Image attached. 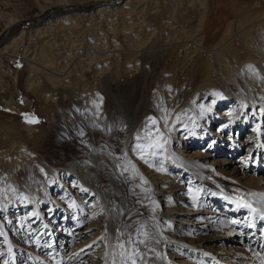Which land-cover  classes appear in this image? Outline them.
Segmentation results:
<instances>
[{
  "label": "rangeland",
  "instance_id": "374dc122",
  "mask_svg": "<svg viewBox=\"0 0 264 264\" xmlns=\"http://www.w3.org/2000/svg\"><path fill=\"white\" fill-rule=\"evenodd\" d=\"M94 1L74 0L73 5L70 7H80V3L93 4ZM174 1L162 0L159 10H153L151 7L152 2L149 1L144 14L147 24H140L138 19L136 24L139 23V26L135 25V28H129L126 31L125 28L123 29V14L114 13L113 15L116 14L115 16L112 15L113 17H110V15L108 17L109 21L115 24H112L111 28L105 21H100L102 22L101 29L107 35L101 42H105L102 44H107V46L97 51L95 63L85 67L83 72L80 69L75 70L74 67L78 64V54H83L84 51L86 53L89 43L95 42L94 34L87 33L86 30H82L80 33L77 32L76 35L69 31L66 34L56 31V37L47 40L54 42L52 54L56 60L52 55L50 57L54 58L56 62L55 67L52 69L63 78V84L55 87L40 72L42 81L38 84L39 88L37 91H29L30 89H27L26 81L31 71L28 61L23 58V52L29 45V34L37 26L21 21L8 30L7 35L9 37H14L24 31L25 40L19 49V57L11 58L8 55H4L2 58L3 68L0 69V77H2L4 90L0 89V150L11 149L14 143H20L31 154V161L24 162L19 166L11 164L10 161H5L2 163L3 165L0 164V174L6 175L0 178V204L2 205V208L0 205V221L1 219L3 220L6 230L10 234V239L14 241V244L10 242L11 246L14 247L17 253L14 259L11 258L8 240L4 235H0V264H5V262L7 264H104L103 258L105 253H107V248L111 252V259L107 264H112L113 250L111 247H106L105 239L101 240L100 238L108 236L110 243H115L116 230L120 227L117 223L115 224V218L118 217V206L116 205H119L123 195L119 196L115 191L116 194L109 195L104 204L96 192H90V188L84 191V188H81L80 184L77 183L72 187V190L69 186H65L64 180L68 178L53 177L54 172L72 170L70 166L77 157H89L86 149L87 145L85 146L84 140H82V138L87 137V141L94 142L90 136L89 128L82 125L83 127L80 130L72 132V129L74 128L73 124L75 125L77 120L82 119L84 116L86 112V110L84 111L85 106L89 107L95 116L98 115L96 104L90 98L92 95L89 94L90 92L93 94L98 93L104 99L103 108L106 114L101 117L100 121L106 124L107 119H111L112 124L109 123L111 126H109L107 132L109 131L110 143L118 151L123 150L125 146L124 140L128 133L127 126L123 124L127 123L125 121L126 116L134 121L143 116L141 118L142 122L146 121L147 118L154 117L157 121L156 127L161 129L164 138L169 142L167 149H165L168 158L165 159L164 165L179 178L178 182L175 181L178 184L174 182L172 188H165L162 191L159 188L154 190V192L156 191L155 195L159 197L157 199L160 205L158 211L163 212L166 210L165 198H169V201L176 204L171 208L172 210H180L186 207L181 199L187 198L193 202L192 196L196 195L197 201L193 202L195 209L193 207L190 209L193 211L190 212V216L194 212L200 211L202 213L197 215L205 218L204 223L198 224V226L171 220H160L158 230L169 245L166 249L167 252L159 253L160 256H157L156 253L158 252L155 249L152 252L149 250L151 244L147 248L142 246L143 255L140 264L144 263L143 256L146 253L155 258V264H161V258H164V263L166 264L258 263L255 261L257 257H254V253L260 252V254H263L264 248L258 245L255 250L253 246L255 241L252 234H248L252 238L247 236V239L241 240L239 237L241 234L236 232L239 228L232 223H230L229 229L225 226L226 228L221 227L222 230L215 231V233L221 234L234 229V234L223 236L218 246H222L225 253L222 251L223 256L215 257L212 262L208 252V255H205L206 252L201 255L194 250L184 251L183 246L171 240V235L180 231L182 234H188V238L192 240L193 235H212L209 230H203L209 229L207 225L210 223L209 221H212L209 215L207 216L203 212H206L209 207L207 199L210 192L214 193L219 189H225L230 192L246 189L245 187H249L246 179L248 176L259 180L262 179L261 186L264 187V97L257 95L255 91L254 100L256 105L253 107L252 102L247 100L245 94L242 95L244 103L241 104V100L230 93V89L214 83L205 85L202 82L204 79L202 65L209 56L215 63L216 70L214 72L221 73L222 67L219 63L218 47L226 36L230 25L235 31V47L238 49V55L243 59V64L257 63L261 57L258 49L243 42L238 37L237 31L242 15L264 10V0H208V20L202 33L204 35V45L202 48L200 47L198 54L188 61L187 66L185 63L191 58L189 53L196 40L194 38L187 40L186 37L187 33H192L193 25L196 21L197 8L192 6L188 0H184V4L176 8ZM50 3L51 1L49 0H0V28L4 23L1 19L9 18L10 16L32 18L33 15H38L41 12L42 6H48ZM38 6L41 7L39 8ZM91 11L93 10L78 9L65 13H56L54 16L62 17L70 13H89ZM46 14L47 10L40 13L41 17L37 18L45 17ZM127 18V20L133 19L132 22H134L137 17L127 16ZM99 31L98 29L96 32ZM149 32H152V35L146 38ZM136 37L139 39L146 38L144 45L140 47L134 46L136 45ZM34 39L37 42V46L33 47L30 53L39 52L46 38L39 37ZM68 51H71L74 57L67 58ZM35 56V65L41 69L47 68L45 60L38 58V55ZM104 64L109 71L105 70L106 73L97 74L96 68L101 67V69H104ZM209 87H212L213 91L222 90V94L229 93L231 95H228V98L226 97L225 105L213 108L209 114L210 117L212 116L215 119L212 123H210L211 121H206L209 118L206 115L201 117V123L198 120L187 121L190 128L194 127L196 129V134L204 135L207 139L203 141L205 143H193L186 146L187 152L183 153V155L189 157V151L191 152L193 148L204 145L203 151L209 154L205 161L206 165H209L214 160L220 161L226 157L235 161V165L232 164L226 166V168L220 167L216 162L214 166L208 167L211 171L210 179L212 184L216 186L215 188L210 187L206 183L201 184L190 175L181 176L179 171L181 168H169L170 163H167L170 160L169 151L172 150L174 151L173 154L177 155V149L184 146V143L180 141L181 134L177 133L176 136H173L171 132L178 121L177 118L185 117V113L195 110V107L202 104L203 101H210ZM237 90L241 91L238 88ZM172 92L174 95H172ZM11 100L19 106V111L6 105V102ZM222 100V98L219 99L220 102ZM227 110H229L230 115H227ZM235 112L243 113H241L239 119L245 122L244 130L237 131L232 128L231 132H227L224 129H220V123L226 117H232ZM260 115L261 120L259 119ZM247 116L250 119H247ZM92 117L94 116L92 115ZM165 121L167 122V127H165ZM66 123L73 127L68 130L67 126L63 127ZM149 123H151L150 120ZM256 126L258 131L254 130ZM27 127H30V129ZM55 129L59 130V134H62V139L59 140L54 137L53 131ZM210 130L214 131V133H210ZM261 132L262 135L260 136ZM75 133L78 134L76 135ZM95 135H97L95 139L100 138L99 134ZM223 137L225 139L234 138L236 141L234 145L239 150L235 153H230V150H232L230 146L233 143L228 144L227 148L228 150L230 149L229 151L226 150L228 153L222 152V150L215 151L214 147L212 149L209 148L211 147L210 141H223ZM64 142L66 144L62 145ZM135 154L134 152L131 155L132 158ZM233 166H236L238 170L237 179L230 175ZM241 168L243 171H239ZM141 169L144 170V176L142 175V177L145 180L149 179L150 174H148L147 169L145 170L143 166ZM20 170L23 173L19 175L17 172ZM126 175H131V172ZM116 177L118 178V176ZM49 179H51L53 184L48 181ZM132 181L131 194L137 197L141 188L138 185L141 182L138 176ZM12 185L11 189H5ZM175 185H180L185 191L179 192ZM44 186H48L51 189L46 195ZM25 187H30L31 191L37 194V199H40L38 208L31 200L23 203L26 205L25 208H21L22 205H14ZM206 188L208 191H206ZM189 189L192 191L189 192ZM197 189H200V191L197 192ZM262 189L264 191V188ZM57 190L60 193L57 194ZM68 190L69 193H66ZM162 192L163 194H161ZM51 194L54 196L51 197ZM43 196L46 197L42 198ZM63 196L65 199L62 198ZM221 198L224 197L221 196ZM232 198L239 199L234 196ZM127 199L128 201L131 200L130 197H127ZM68 200H71V204H74L71 208L68 205L66 207L65 203H63ZM109 200L111 201L109 202ZM51 203L56 205L58 213L55 211L53 215L50 214L49 207ZM79 203H81V207L76 206ZM212 204L215 205L213 202ZM16 206L18 208H15ZM65 208L66 210H64ZM224 208L226 209L227 207L222 204L218 214L222 215L223 212L227 214ZM225 217L224 215L221 218L225 219ZM244 217L247 222L248 219H251L249 213H246ZM67 219H69V222ZM65 224H68L69 233L64 230ZM262 227H264V223ZM243 231L246 233V230ZM259 237H263L264 241L262 233ZM94 241H96L95 244H93ZM174 244L180 246V248H171L170 246ZM89 245L91 247H88ZM236 246L247 251L245 257H240L237 261H234V257L231 254L236 251ZM82 249L83 251H81ZM185 249H189V247ZM76 254H79V256L77 257ZM158 257H160V260L157 259Z\"/></svg>",
  "mask_w": 264,
  "mask_h": 264
},
{
  "label": "bare ground",
  "instance_id": "6f19581e",
  "mask_svg": "<svg viewBox=\"0 0 264 264\" xmlns=\"http://www.w3.org/2000/svg\"><path fill=\"white\" fill-rule=\"evenodd\" d=\"M46 1H48V0H46ZM49 1H51L50 5L45 6V7L40 6L42 8L40 13L47 10V14L45 17L37 18V17H41V15H39L40 14L39 13L38 15H33L32 18H19V17L10 16L9 18L7 17L5 19H1V21L3 20L2 22H4V23L0 28V69L3 68V61H2L3 59L2 58L4 55H8L11 58L19 57V49L25 40V32L24 31L22 33L16 35V36H14V37L13 36L9 37V35H7L8 30L13 28L15 26V24H17L21 21H25V22H28V24H30V25L34 24L35 26H37L29 34V38H30L29 39V45H28V47H26V49L23 52V58L28 61L29 66H30V71H31V74L29 75V77L27 78V81H26L27 82V89L28 90L30 89L29 91H31V90L37 91L38 90V88H39L38 84L42 81V78L40 76V72H42L41 74H44L45 78L48 81H50L55 87H57L60 84H63V78H61L59 75H57L52 69L53 67H55V62H56L55 61L56 58L52 54L53 53L52 48H53L54 42H52V40H47V39L52 38V37L55 38L56 37V34H55L56 31H61L64 34H66V32L69 31L70 33H74L76 35L77 32L80 33V31L86 30L87 33H93L94 34L95 42L89 43L90 45H89V48L86 49V53L84 51L83 54H80V55L78 54V56H79L78 64H76L74 67L75 70L80 69L83 72L85 67H88V66L92 65L93 63H95V61L97 60V55H96L97 51L100 49H104L107 46V44L106 45L102 44L105 42H101V40H103L107 35L105 34V31L103 29H101L102 22H100V21H102V20L105 21L108 24V26L111 28V26L114 22L111 23V21H109L108 17L110 15H111L110 17L115 16L116 14L113 15L114 13H117V14L120 13V14H123V25H124L123 29L125 28V31L129 28L133 29V28H135V25H138L139 23L143 24V25L147 24L145 17H144V14H145L146 9L148 7L147 4L149 1L152 2L151 7L153 10H159L161 2H162V0H123L121 3H119L120 5L119 4L113 5V4L109 3L110 1L95 0L93 2V4L92 3L91 4L80 3L79 4L80 7L73 6L71 8L70 6L73 5L74 0H55V1L49 0ZM79 1H82V0H79ZM188 1L192 6L197 8L196 9L197 10V16H196V21L193 25L192 33L191 34H190V32L187 33V37H186L187 40L189 38H194L196 40L193 44L191 52L189 53L191 58H189L185 63L186 66L188 64V61L190 59L194 58V56L198 54L200 47L202 48V46L204 45V35L202 33H203V30H204L205 25H206L207 20H208V10H209V4H208L209 1L208 0H188ZM105 2H108V3H105ZM174 2H175L174 4H176V8H179L180 6H182L184 4V0H175ZM100 3L102 5H100L99 7H96L94 9L88 8L89 6L100 4ZM176 8H175V10H176ZM78 9H80V10H93V11H91L89 13H76V14L70 13V14L64 15L62 17H55L54 16V15H56V13H65V12H68L71 10H78ZM39 11H40V9H39ZM50 12L52 13V17L47 18L48 13H50ZM127 16L137 17L136 21L134 20V22H132L133 19L127 20L128 19ZM19 19H21V20H19ZM138 19H139V23L136 24ZM174 20H175V18H174ZM113 25H115V24H113ZM98 29L100 31L96 32ZM114 32H115V29H114ZM137 34H138V32H137ZM237 34H238V37L241 38V40L243 42H246L249 46H251V47L254 46L255 49H258L259 54L261 55L260 59H258L257 63L250 62V63L243 64V59L238 55V52H237L238 49L235 47V42H234V38L236 36L235 31H234L232 25H230L228 30H227L226 36L223 38V40L221 41V43L219 44V47H218L219 48L218 58H219L220 66L222 67L221 73L214 72V70H216L215 69V63L213 62V59L211 58V56H209L208 59H206L205 63L202 65V69L204 71L203 72L204 79L202 82L205 85H209V83H214V84L222 86L223 88L230 89V93L234 94L239 100H241V104L244 103L242 95L245 94L247 100L251 101L253 104V107H255L256 101L254 100V97H255L254 92L256 91L257 95H261L262 97H264V10L257 12V13H253V14L252 13H246V14L242 15V18L239 21V27H238ZM150 35H152V32H149V35L146 38H149ZM39 37L46 38L45 43H43V46L41 47L39 52H37V53L35 52L36 54L34 52L30 53L32 48L37 46V42L34 38H39ZM146 38L139 39L138 37H136L135 38V44L136 45H134V46L140 47V46L144 45V40ZM3 42H5V43L2 44ZM68 53H67L68 54L67 58L74 57V54L71 51L70 52L68 51ZM35 55H38L39 56L38 58H41V60L42 59L45 60V62L47 64V68L45 67V69H41L40 67H37L35 65V63H34V60H36ZM50 55H52L55 58V60H54V58L50 57ZM75 60L77 61L76 58H75ZM41 67H43V66L41 65ZM106 68H107L106 65H105L104 69H101V67H97L95 71L97 74H102L105 72V70H108ZM81 77H83V76H81ZM237 88L239 90H241L242 92L238 91ZM0 89L4 90L2 77H0ZM208 90H210V95H209L210 101H208V102H206V100L203 101L202 104L197 105L195 107V110L190 111V113H185V117L181 116V117L177 118L178 121L174 125L173 130L171 132H172L173 136H176L177 133L181 134L180 141L184 143L183 144L184 146L177 149L178 150V151H176L178 153L177 155L173 154L174 151H172V150L169 151L170 160L168 159L169 161H167V163H170L169 168L170 167L171 168H181V170H179L181 173L180 174L181 176L182 175L183 176L190 175L194 179H196L198 182H200L201 184L206 183L210 187L215 188L216 186H214L212 184V180L210 179L211 171L209 170L210 168H208V167L214 166V164L216 162L217 164H219L220 167L226 168V166H229L232 164L235 165V163H234L235 161H232L229 159V157H226L220 161L214 160L209 165H206L205 161H206V158H208L209 154H207L203 151V148H205L204 145H202L201 147L193 148V151H191V152L189 151V157H186V155L185 156L183 155V153L185 154L187 152L186 146L193 144V143L194 144H200V142L206 141V139H207L204 135L196 134V132H195L196 129L194 127L190 128L187 124V121L188 120H194V121L198 120L201 123V117L206 115V117H209L206 119V121L207 122L211 121L210 123H212L215 119L212 116L210 117L209 114L212 112L213 108L225 105V103H226L225 99L228 98V95H231L229 93L222 94V92H221L222 90L213 91L212 87H209ZM89 94L90 95L92 94L90 98L96 104L95 106H96L98 115L95 116L94 113L90 110V108L85 106L84 111L86 110V112L84 113V116L82 117V119L79 118L80 120H77L75 125L73 124L74 128L72 129V132H75L76 130H80L83 126L89 128V132L91 133L90 136L94 142L91 143L90 140L87 141L86 140L87 137L86 138L84 137V139L82 137H80V138H82V140H84L85 146L87 145L86 149H87V152L89 154V157H86V156L77 157L75 160H73L72 165L70 166L72 168V170H70V171L62 170L60 172H54L53 177L57 176L61 179L62 178L67 179L68 178L67 180H64L65 181L64 183H65V186H69V188H71V189L77 183L80 184L81 188H84L86 190L90 188V192H96L97 195L100 197V200H102L104 204H105L107 197L109 195L112 196L113 194H116L115 191L117 192V195H119V196L123 195L122 196L123 198L121 199V202L119 203V205H116V206H118L117 207L118 212L116 211L118 217L115 218V224L117 223V225L120 226L119 229H121V230H124V228L127 224L132 223L136 220H146L147 219V213L150 211V208L152 206L151 202L155 203V206L157 209L156 210V216H157L158 221H160V220L161 221L171 220V221L180 222L182 224H191V225H195V226H198V224H203L204 220H205L204 216L197 215V214H201L202 212H200V211H198L197 213L194 212L193 215L190 216V214H191L190 212H193L190 210L193 207V202L187 198L181 199V201H183V204H185L186 207H184V208L182 207L183 209H180V210H178V209L172 210L171 208L174 207V205H176V204L169 201V198H165L166 199V201H165V206H166L165 209L166 210L163 212L158 211L159 210L158 208L160 205L158 204L159 202H157V199H159V197L155 195L156 191L154 192V190L159 188L162 191L165 188H172L174 186V182L177 181L179 178H178V176L174 175L173 174L174 172H172V170L168 169L165 165H163L165 170L159 171L158 170L159 165L153 164V166H149V164L145 163L144 161H142L138 158V153H136L133 156V158L131 156L134 154V152L132 151V148L136 143L135 138L137 136L142 137L144 135V132H142L141 130L150 128L151 123L148 124V122H149V120L151 122V120L154 119V117L152 116V117H150V119L147 118L146 121L142 122L141 118L143 116H141L137 121H134V120H132V118H129L128 116L125 115L126 116L125 121H127V123H123V124H125L127 126L128 133H127L125 140H124L125 146H124L123 150L118 151V149H116L110 143L111 139L109 138V135H108L109 131L107 132L109 126H111L110 124H112L111 119L108 118L107 119L108 121L106 120L107 121L106 124H105V122L100 121L101 117L104 116V114H106L105 109L103 108L104 107V99L98 93L93 94L90 92ZM172 95H174L173 92H172ZM47 97H48V95H47ZM223 97H225V98H223ZM171 98H172V96H171ZM220 98L223 99L221 102L219 101ZM6 105L12 109H16L18 111L20 110L18 108L19 106L16 105L15 103H13V100H11L10 102L9 101L6 102ZM201 110H202V112H201ZM241 113L235 112L232 117H230V118L226 117V119L220 123V126H219L220 129H224L227 132H231L233 130L232 128H235V130H237V131L244 130L245 122H243L242 119H239V117H241ZM92 115L94 117H92ZM227 115H230L229 110H227ZM247 119H250V117L247 116ZM259 119L261 120V115H260ZM66 126L69 128L68 130H70V128L73 127L72 125H69L67 123L65 125H63V127H66ZM257 126L255 127L256 129H257ZM27 128L30 129V127H27ZM57 129H55L53 131V134H54V137H56L57 139L60 140L63 138V136H62V134H59L60 132ZM99 129H100V131H99ZM256 129H254V130L258 131V129L257 130ZM85 130H87V128H85ZM96 130H98V131H96ZM159 130L161 132V129H159ZM212 132L214 133V131L210 130V133H212ZM75 134L77 135L78 133H75ZM95 134H99L100 138L95 139V136H97ZM259 135L261 136L262 132ZM83 136H85V135H83ZM223 138H224L223 141H218V142H216L214 140H213V142L210 141L211 147H209V148L212 149L214 147L215 151H221L222 150V152L228 153L227 151H229L230 149L228 150L227 146H228V144L233 143L230 146V148H232V150H230L231 151L230 153H235L236 151L239 150L238 147L236 145H234V143L236 142L234 138L233 139L232 138L231 139H225V137H223ZM168 143L169 142H167L165 149H167ZM203 143H205V142H203ZM63 144H66V142L62 143V145ZM218 154H219V152H218ZM30 155L31 154L25 149L24 145H22L20 143H14L13 148L0 150V164L4 163L5 161H10L11 164H14L15 166H19V165H22L24 162L31 161ZM163 155H164V157H166V159L168 158V154L165 151H164ZM118 156L124 160H130L131 164L135 165L136 169L138 170V177L142 176L144 174L143 173L144 170L141 169L142 166L145 168V170L147 169L148 174L151 175V176L149 175V179L148 178L146 179L148 183L146 185H142V187L140 188V191L138 190L139 196H142L143 189L146 188L149 190L150 195H151V201H147V200L142 201L143 203L149 205L148 208L141 207L139 204L136 203V199H137L136 195L131 194V187H130L129 183L125 181V177L120 175V170H118L116 168V163H117L116 158ZM135 158H137V159H135ZM239 171H243L242 168ZM17 173H19V175H20L23 173V171L20 170ZM230 175L237 179L238 170H237L236 166H233L231 168V174ZM5 176L6 175L0 174V178L5 177ZM116 176H118V178ZM246 179H247V183L249 186L248 188L245 187L247 190L246 189H240L239 191H231L230 192V191L225 190V189H223V190L219 189V190L215 191L214 193L210 192V194H208L207 201L209 203V207L207 208L206 212L205 211H203V212L207 216L209 215V218L212 221H209L210 223L207 225V227H209V229L207 228V229H203V230L204 231L209 230V232H211L212 235H203V236L200 234L193 235V240H192V239L188 238V234L185 235V234L180 233V231H179V233L171 235V240H173L174 243H178L181 246H183V250L187 251V252H188V250H191V251L194 250V251L198 252V254H201V255L204 252H206V253L208 252V254L210 255V258H211L210 260L212 262L215 257H220L222 255V253L224 252V250L222 249V246H218L220 244L219 243L220 240L223 239V236L234 234L233 228H232L233 230H230L227 233H221L220 234V233H215V231L216 230H219V231L222 230L221 227H224V228L227 227L228 228L233 219H238V220L243 221L242 224L235 225L237 228H239L236 232L241 234V236H239L240 239L242 240V239H246L248 237L252 238L251 236H248V234H252V236L254 237V241H255V243H253L255 250L257 249L258 245H259V247H261L262 246L261 244L263 242V239H262L263 237L259 238L258 236L259 235L261 236L260 231L262 228V224L264 222H261V221L258 222V220H257L256 221V227L255 228H249L246 225L247 221L244 219L245 218L244 215L246 213H248V211L244 208H241L239 211H237L234 203L229 204L233 200V198H232L233 196L239 198L238 200H241V198L246 197L247 194L255 193L257 195L255 197H251V199L257 200L260 198V194H264V191L262 189L264 187L261 186L262 182H263V181L261 182L262 179L259 180L258 178L249 177V176L246 177ZM48 181L50 183H52L51 179H49ZM156 182H158V183H156ZM177 182H175V183L178 184ZM132 184H133V181H131V186H132ZM159 185H160V187H159ZM12 187H13V185L9 186L8 188H5V189L9 190ZM250 187H252V188H250ZM175 188H178L179 192L185 191V189L180 187V185H175ZM44 190H45V195H46L50 192L51 189L48 188V186H44ZM58 190H60V189H58ZM58 190L56 191L57 194L60 193ZM206 191H208V189ZM163 192L161 194H163ZM66 193H69V190L66 191ZM50 196L52 197L54 195L51 194ZM55 196H58V195H55ZM221 196L224 198H221ZM228 196H231V197H228ZM45 197L43 196L42 198H45ZM127 197H130L131 200L128 201ZM62 198H64V196ZM60 199H56V200H60ZM29 200H31L36 205V207L38 208L40 199H37V194L35 192L33 193L31 191L30 187H25L23 193H21L19 195V198L14 203V205L15 204L18 206L22 205L21 208H25L26 205L23 203L24 202L26 203ZM229 200H231V201H229ZM110 201L111 200H109V202ZM68 202H69V204H68ZM212 202L215 203V205L212 204ZM243 202L246 203V202H248V200L244 199ZM63 203H65L66 207L68 205L69 208H71V206L74 205V204H71V200H68V201L63 202ZM72 203H74V201H72ZM216 204H219V205H216ZM222 204L227 207V209L224 208V210H225V212H227V214H225L224 212L222 213V215L218 214V212H220V208L222 207ZM228 205H230V207ZM76 206L81 207V203L77 204ZM1 208H2V205H1ZM15 208H18V207L16 206ZM49 208H50L49 212L52 215L54 214L55 211L58 210L56 205H54L52 203H51V206ZM121 208L124 209L123 215L119 214V209H121ZM64 210H66V208ZM68 212H69V210H68ZM25 213H27V212L25 211ZM57 213H58V211H57ZM41 214L44 215V213H42V212H41ZM77 214H79V213H77ZM139 214H144V215H139ZM183 214H185V215H183ZM55 215H57V214H55ZM224 215L226 217H225V219H222L221 217ZM68 220L69 219H67V221ZM215 222H216V224H215ZM149 224H151V221H149ZM64 226H65L64 230L69 233L68 224H65ZM210 228H213V229H210ZM183 229L185 230V228H183ZM243 230H246V233ZM0 231H2V234L4 235V237L8 240V247H9V249H11V251H9V253L11 254V258L14 259L15 256L17 255L14 247L11 246V243H13L14 241H12L10 239V234L8 233V230H6V226L4 225V222L2 219L0 221ZM180 234H182V235L180 236ZM158 238L161 239V242L159 244L152 243L150 245V248L155 249L156 252H158V253L167 252L166 249L168 248L169 245L166 243L165 239L163 238V235H161L159 233ZM258 239H259V241H258ZM106 242L110 243V239L108 236L105 237V245H106ZM239 244H241V243H239ZM170 247L171 248L174 247L176 249L180 248V246H177L175 244L170 246ZM186 247L187 248L189 247V249H185ZM246 251L247 250H242V249L237 247L236 251L234 252V254H231V256L234 257V259H233L234 261H237L240 257H243V256L245 257ZM258 251H260V250H258ZM106 252H107V255L105 253V256L103 258L104 264H107V262L110 261V259H111V252L109 251L108 248H107ZM141 252H143V249ZM255 252H257V251H255ZM179 253H180V251H179ZM254 254H255L254 257H257L255 259V261L258 262L257 264H261V260H262V258H264V253L260 254V252H259V253H254ZM229 258H231V257H229ZM143 259H144L143 264H155V262H156L155 258L148 255L147 253L143 256ZM157 259L160 260V257H158ZM140 261H141V259H139L138 264H140ZM160 262H161V264H166V263H164V258L163 259L161 258Z\"/></svg>",
  "mask_w": 264,
  "mask_h": 264
},
{
  "label": "snow or ice",
  "instance_id": "6c2138e0",
  "mask_svg": "<svg viewBox=\"0 0 264 264\" xmlns=\"http://www.w3.org/2000/svg\"><path fill=\"white\" fill-rule=\"evenodd\" d=\"M151 127L147 129H142L144 135L137 136L136 143L132 148V151L138 153V158L149 166L153 164L159 165L158 170L164 171V163L166 157H164L165 146L167 144V139L164 138L163 134L160 132L159 128L156 127L157 121L155 119L151 120ZM165 127H167V122L165 121ZM116 168L120 170V175L125 177V181L129 183L131 187V181L138 176V170L135 165L131 164L130 160H124L120 157L116 158ZM131 172V175H126ZM140 185H146L148 182L142 177L139 176ZM84 191H87L84 189ZM192 190L189 189V192ZM200 189H197L199 192ZM257 194L249 193L246 197H242L241 200L233 199L232 203L236 205V210L239 211L241 208H244L248 211L251 219H248L247 226L249 228L256 227V221L259 220L264 222V194H260V198L257 200H252L251 197H255ZM193 202L197 201V196H192ZM244 199H247L248 202H243ZM147 200L151 201V195L148 189H143L142 196H137L136 203L141 207L148 208L149 205L143 203L142 201ZM152 206L150 211L147 213L146 220H136L132 223H129L125 226L124 230L117 229L115 236V243L106 242V247H111L113 250V260L112 264H138L139 259H142L141 246L148 247L149 244L156 243L159 244L161 239L159 237V221L156 216V206L154 202H151ZM119 214H124V209H119ZM35 215V214H33ZM144 215V214H139ZM151 221V224H149ZM234 225H240L243 221L238 219H233L231 221ZM171 227V225H169ZM261 233L264 235V227L261 228ZM0 235H3L0 233ZM101 240H104L105 237H101ZM96 241L93 242L95 244ZM88 247H91L89 245ZM264 248V245H262ZM150 251H155L152 248H149ZM11 251V249H9ZM83 251V249L81 250ZM107 255V253H106ZM159 256V253H156ZM205 255H208L205 253ZM78 257L79 254H76ZM7 264V262H5ZM261 264H264V258L261 260Z\"/></svg>",
  "mask_w": 264,
  "mask_h": 264
},
{
  "label": "water",
  "instance_id": "95a60500",
  "mask_svg": "<svg viewBox=\"0 0 264 264\" xmlns=\"http://www.w3.org/2000/svg\"><path fill=\"white\" fill-rule=\"evenodd\" d=\"M122 1L123 0H117V1L116 0H113V1H110L109 3H111L113 5H117V4L121 3ZM105 3H108V2H105ZM100 5H102V4L100 3V4L92 5V6H89L88 8L89 9H91V8L94 9L96 7H99ZM50 17H52V13L51 12L47 15V18H50Z\"/></svg>",
  "mask_w": 264,
  "mask_h": 264
}]
</instances>
